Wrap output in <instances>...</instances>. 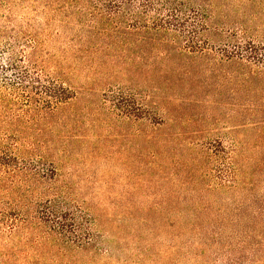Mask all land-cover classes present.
<instances>
[{
	"label": "rangeland",
	"instance_id": "rangeland-1",
	"mask_svg": "<svg viewBox=\"0 0 264 264\" xmlns=\"http://www.w3.org/2000/svg\"><path fill=\"white\" fill-rule=\"evenodd\" d=\"M202 4L214 9L212 27L241 29L264 48V0ZM106 53L67 60L62 78L75 97L37 144L56 203L78 215L91 244L54 245L28 230L0 168V264H220L228 253L170 249V229L154 235L156 220L183 218L230 221L236 247L245 237L231 255L264 264V63L144 45ZM208 207L216 212L183 213Z\"/></svg>",
	"mask_w": 264,
	"mask_h": 264
},
{
	"label": "trees",
	"instance_id": "trees-1",
	"mask_svg": "<svg viewBox=\"0 0 264 264\" xmlns=\"http://www.w3.org/2000/svg\"><path fill=\"white\" fill-rule=\"evenodd\" d=\"M203 1L0 0V168L10 195L19 192L23 198L21 212L28 230L41 240L81 248L92 241L78 236L82 230L78 215L56 203L57 196L48 186L54 170L42 167L37 149L39 135L51 129L48 119L75 97L73 87L62 78L67 60L144 45L156 55L180 59L191 55L264 63V48L257 50L254 40L244 41L243 30L227 32L211 26L214 9H206ZM212 31L235 38H207ZM214 210L188 208L183 213L193 216ZM153 227L157 237L166 236L170 229L171 239L176 240L167 244L170 249H215L228 253L220 264H241L231 254L245 246L244 230L236 247L230 221L159 219ZM184 239L185 244L177 243Z\"/></svg>",
	"mask_w": 264,
	"mask_h": 264
}]
</instances>
